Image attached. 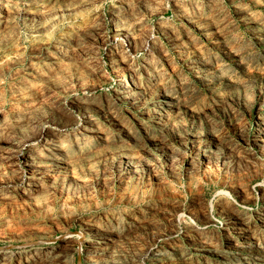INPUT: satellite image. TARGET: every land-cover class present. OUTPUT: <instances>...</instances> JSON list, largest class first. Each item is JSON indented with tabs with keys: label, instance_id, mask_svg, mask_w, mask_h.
I'll return each mask as SVG.
<instances>
[{
	"label": "rangeland",
	"instance_id": "obj_1",
	"mask_svg": "<svg viewBox=\"0 0 264 264\" xmlns=\"http://www.w3.org/2000/svg\"><path fill=\"white\" fill-rule=\"evenodd\" d=\"M0 264H264V0H0Z\"/></svg>",
	"mask_w": 264,
	"mask_h": 264
},
{
	"label": "bare ground",
	"instance_id": "obj_2",
	"mask_svg": "<svg viewBox=\"0 0 264 264\" xmlns=\"http://www.w3.org/2000/svg\"><path fill=\"white\" fill-rule=\"evenodd\" d=\"M122 72V71H121ZM125 72V71H124ZM122 75V74H121ZM126 76V75H125ZM124 78V77H123ZM129 78H131V77H129ZM126 81H128V79L126 78ZM133 81V80H132ZM129 82V81H128ZM128 82H127V84H128ZM136 84V83H135ZM128 86V85H127ZM133 86V85H132ZM129 89V88H128ZM133 89V88H132ZM127 90V89H126ZM129 91V90H128ZM133 91V90H132ZM134 92V91H133ZM136 92V91H135ZM32 139V138H31ZM35 147V146H34ZM58 147V146H57ZM30 153V152H29ZM41 155V154H40ZM42 156V155H41ZM24 157V156H23ZM31 157V156H30ZM33 158V157H32ZM39 158V157H38ZM28 159V158H27ZM26 159V160H27ZM25 160V159H24ZM30 161H32L31 159H29ZM37 161V160H36ZM39 162V161H38ZM28 163H30V162H28ZM33 165V164H32ZM26 167V166H25Z\"/></svg>",
	"mask_w": 264,
	"mask_h": 264
}]
</instances>
